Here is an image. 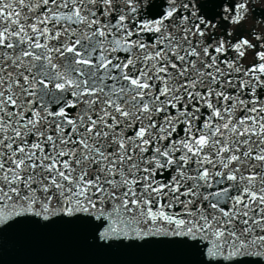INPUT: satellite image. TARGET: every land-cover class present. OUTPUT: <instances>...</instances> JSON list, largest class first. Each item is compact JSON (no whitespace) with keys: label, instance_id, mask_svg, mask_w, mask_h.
<instances>
[{"label":"snow or ice","instance_id":"6c2138e0","mask_svg":"<svg viewBox=\"0 0 264 264\" xmlns=\"http://www.w3.org/2000/svg\"><path fill=\"white\" fill-rule=\"evenodd\" d=\"M0 264H264V0H0Z\"/></svg>","mask_w":264,"mask_h":264}]
</instances>
